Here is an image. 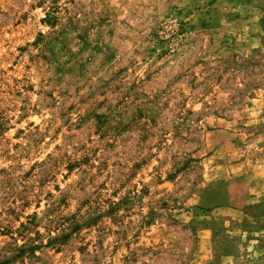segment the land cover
Masks as SVG:
<instances>
[{
    "label": "rangeland",
    "instance_id": "obj_1",
    "mask_svg": "<svg viewBox=\"0 0 264 264\" xmlns=\"http://www.w3.org/2000/svg\"><path fill=\"white\" fill-rule=\"evenodd\" d=\"M111 209L12 264H264V0H0V250Z\"/></svg>",
    "mask_w": 264,
    "mask_h": 264
},
{
    "label": "trees",
    "instance_id": "obj_2",
    "mask_svg": "<svg viewBox=\"0 0 264 264\" xmlns=\"http://www.w3.org/2000/svg\"><path fill=\"white\" fill-rule=\"evenodd\" d=\"M47 22L55 25L58 22V17L53 13L47 14ZM115 203H112V209L114 210ZM106 210L102 211H89L86 214H74L67 224H62L59 228L61 231L57 233L55 236L49 235L48 243L44 245V242H40L35 244L31 238L30 241L25 242L24 244L18 245L12 244L8 249L0 250V264H12L14 262L23 261L29 254L34 258H37L36 252L41 249L43 246H56L59 248L60 245H64L72 238V236L79 234L84 229H89L94 226H97L100 220L106 215H113V212ZM32 219V222H28L27 224L22 223L21 227L23 229L28 228L29 225L33 224L35 219L37 218V214L33 216H29ZM38 236L41 235L40 232H37Z\"/></svg>",
    "mask_w": 264,
    "mask_h": 264
}]
</instances>
